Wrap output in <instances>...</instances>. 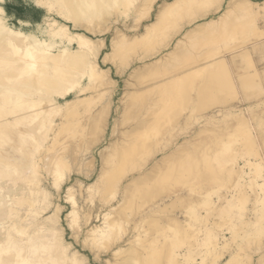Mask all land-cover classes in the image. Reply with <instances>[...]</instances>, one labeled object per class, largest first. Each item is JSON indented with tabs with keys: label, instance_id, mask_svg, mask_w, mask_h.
Masks as SVG:
<instances>
[{
	"label": "rangeland",
	"instance_id": "374dc122",
	"mask_svg": "<svg viewBox=\"0 0 264 264\" xmlns=\"http://www.w3.org/2000/svg\"><path fill=\"white\" fill-rule=\"evenodd\" d=\"M172 1L0 0V120L17 132L18 93L51 109L40 185L0 162V241L22 228L56 264H264V0Z\"/></svg>",
	"mask_w": 264,
	"mask_h": 264
},
{
	"label": "bare ground",
	"instance_id": "6f19581e",
	"mask_svg": "<svg viewBox=\"0 0 264 264\" xmlns=\"http://www.w3.org/2000/svg\"><path fill=\"white\" fill-rule=\"evenodd\" d=\"M185 1H187V0H173L171 3H167V4L162 5L159 12L167 10L170 7H172V9L174 7H178L179 5L183 4ZM1 11H3L2 7H0V12ZM3 26H4L3 28L5 30L10 32L9 36H7V40L9 41L8 43L13 45V47L18 48V46L16 45L17 42H16L15 38H20V39H24V38L26 39L27 38L26 37L27 35L24 32L15 31V30H13V29L5 26V25H3ZM88 29H90V28H88ZM77 39H79L78 42H79L80 50L82 52H84L85 54L94 55V54L98 53V51L101 48H103V46H104L103 41L100 42L97 46H92L93 45L92 43H94V42H92L93 40L90 39L89 37L83 35V34H80V33H77ZM71 43H72V41H71ZM118 44H119V40L114 39L112 41L111 46H112V48H116V46ZM46 45H47V43H46ZM41 46H43V45H41ZM32 48L33 47L30 48V46L28 48V49H30L29 53L31 55L33 54ZM40 61H41V59H40ZM36 66L37 65H35V68H36ZM59 67L61 69V66H59ZM59 67L57 69H59ZM25 69H23V70H25ZM27 69H28V67H27ZM45 69H47V68H45ZM45 69L43 68V70H45ZM63 69H65V68H63ZM31 70H33V68ZM45 72H47V71L45 70ZM53 72H54V70H53ZM57 73L58 72H56V74ZM41 75H42V72H41ZM61 75H66V74L63 72V74L61 73ZM68 75L70 76V74H68ZM211 88H213V86ZM213 90H211V91H213ZM10 98H11V96H10ZM4 99H6L5 102L9 101V100L7 101V98H4ZM23 100L24 99L22 98L21 93L16 94V96L14 98V102L15 103H21V106L19 107L17 105V108L12 110V112L9 111L10 115L12 116V118L14 120L12 123H14V122L16 123L17 121L22 122V123H20V125L17 122L19 127L16 123L17 132L12 131L10 128L11 126L10 127L8 126V125H10L9 123H11V122L4 123L2 120H0V162L4 163L5 167L2 166V168L8 169V171L10 172L9 174H11L10 177L12 180L18 179L19 175L21 174L22 183L24 184V186H25V183H30V182H33V184H35V185H40V183H36L34 180L35 178H38V175H39V172H38L39 168H40L39 162L41 160L40 156H41V152H42V150H41L42 144L40 143L38 146L37 141L42 142V140L44 139V137H43L44 120L43 119H44L45 115H48V111L50 108L46 109L48 105L45 106L47 103L45 104L44 101L38 102L36 100L31 99L29 101H25L22 103ZM10 101H12V100H10ZM43 102L45 105H43ZM7 104H9V103H7ZM107 105H109V104H107ZM8 107H10V106H8ZM106 107H107V110H105L106 108L102 109V110H104V113H102V111H101L102 114H106V115H104V120L102 118V120H103L102 125L104 124L103 125L104 127L107 126V122H108L107 116H109L108 114H110L109 113L110 110H108L109 109L108 106H106ZM153 110H155V109H153ZM140 112H142V110ZM101 113L99 114V116H101ZM149 113H151V112H149ZM149 113L147 112V114H149ZM152 114L154 115L153 112H152ZM157 115H158V113H157ZM7 116H8V114H7ZM137 117H139V116L133 117L132 123L131 124L127 123V124H129V125H127L128 126L127 130L122 132L125 144L123 143V140H121L122 143L124 144V146H120L121 148H119L117 155L115 154V157H114V159L116 158L115 162L117 160H119V162L117 161L119 164L121 163V160H123V159H120L121 154H123V155L125 154L124 156H126L128 154L125 152L128 151V148H129V152L131 150V147H132V149L134 148L135 145L132 143V141H133L132 139L135 138V136L137 135L138 132L142 131L144 125H146V123L148 122V118H146L147 116H145L144 118L139 117V119ZM46 120H47V118H46ZM15 123H14V125H15ZM50 125H51V123H50ZM46 138H48V137L46 136ZM8 143H9V145H8ZM131 144H133L134 146H132ZM124 156H123V158H125ZM119 164H117L116 166H118ZM55 170H57V169H55ZM60 177H62V175H60ZM132 182H134V181H132ZM132 182H130V183H132ZM127 186H126V189H127ZM27 188L29 190V187H26V189ZM39 192H40V186L37 188L35 193H39ZM9 214H10V216H13L12 212H10ZM6 226L11 227L13 229L20 228V226L17 225L12 220L8 221L6 223ZM17 234H19V236L14 237L13 235H11L9 233L5 237H3L2 241H0V264H56L55 262H57V261L54 257H51L52 255L49 256L47 259L46 258L44 259L41 257H39L38 259L37 258L35 259L34 254L36 253L35 255H38L37 254L38 252H35V249H37V247H36L37 244H33L32 239H30V237H28V234H26L25 230H23L22 228L19 232H17ZM44 240L45 239H43V241ZM51 240H53V238ZM46 242H50V241H46ZM34 243H35V241H34ZM43 245H45V244H43ZM49 245L50 244H47L46 246H49ZM50 246H53V245H50ZM44 251L46 252L47 250H44ZM62 254H63V252H62ZM64 254H65V251H64ZM74 261H76V260L74 259ZM71 262H73V261H71ZM73 263H78V262L76 261Z\"/></svg>",
	"mask_w": 264,
	"mask_h": 264
}]
</instances>
